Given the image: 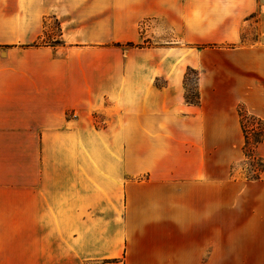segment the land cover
<instances>
[{
	"label": "crops",
	"instance_id": "0c3cea01",
	"mask_svg": "<svg viewBox=\"0 0 264 264\" xmlns=\"http://www.w3.org/2000/svg\"><path fill=\"white\" fill-rule=\"evenodd\" d=\"M238 105L264 121V0H0V264H264Z\"/></svg>",
	"mask_w": 264,
	"mask_h": 264
},
{
	"label": "rangeland",
	"instance_id": "374dc122",
	"mask_svg": "<svg viewBox=\"0 0 264 264\" xmlns=\"http://www.w3.org/2000/svg\"><path fill=\"white\" fill-rule=\"evenodd\" d=\"M146 21L147 26L145 27L144 30L140 31V35H142V42L145 44L146 42L148 43L149 46H157V45H163L165 44V39L161 38L160 36H155V27L156 23L153 21H150V19H144L141 22ZM259 21H260V11L254 12V14L250 17H248V22L245 23L244 29L241 34V40L238 45H244V46H249V45H254L258 42L261 41V28L259 26ZM139 23V24H140ZM139 28V25H138ZM60 28L58 27V24L56 21H49L46 22V25L44 27V36H46L45 39L47 40H42L40 44H43L45 42H50L51 44H60L59 39L57 38L59 36ZM148 36H152V38H144ZM52 38H56L55 42L49 41ZM181 47H185L186 45L177 43ZM141 45V44H140ZM191 48V47H190ZM198 48V47H197ZM195 47V49H197ZM196 79H197V74L195 71H187L186 72V78H185V94L190 97L194 98L195 97V84H196ZM105 119L101 116H96L94 119V123L96 126H102L104 124ZM245 125L248 129H256L257 126L251 122L248 118L244 119ZM251 145V144H250ZM253 148V145H251V149ZM258 148V147H257ZM263 163V161H262ZM262 166V165H261ZM260 160L257 159V157L254 156L251 157L250 159L244 157L243 161L240 163H236L232 167L231 171V176L234 179L238 180H246V181H259L260 178L262 177V174L259 173L260 170ZM263 170H264V165H263ZM259 175L258 180H253L251 178L256 177ZM228 205H233L234 202L228 201Z\"/></svg>",
	"mask_w": 264,
	"mask_h": 264
},
{
	"label": "trees",
	"instance_id": "16d2710c",
	"mask_svg": "<svg viewBox=\"0 0 264 264\" xmlns=\"http://www.w3.org/2000/svg\"><path fill=\"white\" fill-rule=\"evenodd\" d=\"M127 46H132L131 44H127ZM192 71V70H188ZM185 100L189 103L197 104V94L195 91V97L190 98L187 95H185ZM237 114L239 116L240 121V127L243 133L244 137V145H243V154L245 159H250L251 157L254 158L257 157L258 160H260V170L259 173L262 174L263 172V163L262 158L257 153V147L263 142L264 140V121L260 118L250 115L246 112L244 107L242 105L237 106ZM248 118L251 122H253L257 128L256 129H248L245 125L244 119ZM253 145V148L251 149V145ZM262 165V166H261ZM259 175L256 177H253L251 179L258 180Z\"/></svg>",
	"mask_w": 264,
	"mask_h": 264
},
{
	"label": "built area",
	"instance_id": "2783aa9c",
	"mask_svg": "<svg viewBox=\"0 0 264 264\" xmlns=\"http://www.w3.org/2000/svg\"><path fill=\"white\" fill-rule=\"evenodd\" d=\"M147 26V22L143 21L139 24V30L142 31L145 29V27Z\"/></svg>",
	"mask_w": 264,
	"mask_h": 264
}]
</instances>
